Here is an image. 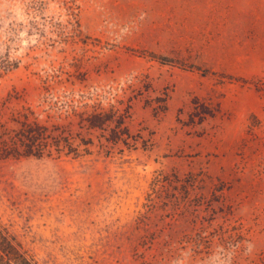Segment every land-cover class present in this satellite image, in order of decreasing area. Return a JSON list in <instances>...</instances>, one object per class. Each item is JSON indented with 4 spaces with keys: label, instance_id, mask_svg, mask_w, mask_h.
Listing matches in <instances>:
<instances>
[{
    "label": "rangeland",
    "instance_id": "1",
    "mask_svg": "<svg viewBox=\"0 0 264 264\" xmlns=\"http://www.w3.org/2000/svg\"><path fill=\"white\" fill-rule=\"evenodd\" d=\"M29 112L79 156H1ZM0 223L39 264H264L257 0H0Z\"/></svg>",
    "mask_w": 264,
    "mask_h": 264
},
{
    "label": "trees",
    "instance_id": "2",
    "mask_svg": "<svg viewBox=\"0 0 264 264\" xmlns=\"http://www.w3.org/2000/svg\"><path fill=\"white\" fill-rule=\"evenodd\" d=\"M163 62L167 60L161 59ZM27 113L26 121L21 123V129L15 139H12L14 148H8V143H4L5 149L2 150L1 156H22L42 158L46 152L50 153L49 148L54 146V150L58 153L65 152L79 156V150L72 146L67 137L56 139L50 142L48 128L37 123L28 122L29 115ZM107 119L105 117L93 116L88 119V125L92 129H103ZM81 145L87 146L86 141H81ZM53 144V145H51ZM87 150V149H85ZM0 264H39L38 261L21 245L16 237L0 223Z\"/></svg>",
    "mask_w": 264,
    "mask_h": 264
},
{
    "label": "crops",
    "instance_id": "3",
    "mask_svg": "<svg viewBox=\"0 0 264 264\" xmlns=\"http://www.w3.org/2000/svg\"><path fill=\"white\" fill-rule=\"evenodd\" d=\"M257 6L261 11H264V0H257Z\"/></svg>",
    "mask_w": 264,
    "mask_h": 264
}]
</instances>
